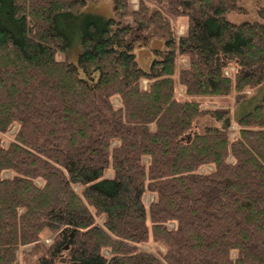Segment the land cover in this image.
<instances>
[{
    "label": "trees",
    "instance_id": "16d2710c",
    "mask_svg": "<svg viewBox=\"0 0 264 264\" xmlns=\"http://www.w3.org/2000/svg\"><path fill=\"white\" fill-rule=\"evenodd\" d=\"M85 1L0 0V264H264V0Z\"/></svg>",
    "mask_w": 264,
    "mask_h": 264
},
{
    "label": "rangeland",
    "instance_id": "374dc122",
    "mask_svg": "<svg viewBox=\"0 0 264 264\" xmlns=\"http://www.w3.org/2000/svg\"><path fill=\"white\" fill-rule=\"evenodd\" d=\"M130 3L133 7H135L137 0H130ZM111 4H112L111 0H86L83 8L85 10H88L85 13L87 15L92 14V15H100V16H104V17L112 15L114 17V19L120 23H124V22H130L131 23L129 18L119 16L117 13H115L112 10ZM241 4H242V6L245 7L246 12H244V13L231 12V13H229V17L231 19L236 20V21H240L242 19H253L254 17H256V0H245V1H242ZM185 20H186V16H184V15L179 16L174 20V23L177 27L178 33H181L184 31ZM78 22H74V23L77 25ZM72 28H74V27H72ZM143 35L144 34L138 32V34L136 36V40H134V43H133L134 44L133 45V52L135 54V58L137 60L138 65L141 68L146 69L148 67L149 61L151 59V48L161 47L162 46V40L157 38V37H154L151 33H147L145 36L148 39V43L146 45H143L142 41H141V37ZM78 49H79V47H78ZM75 51H76V49L69 51L67 53L68 57L72 56V54ZM74 56L72 58H70V60H74V58H75ZM180 60L182 62H184V58L181 57ZM144 81L145 80H143L142 82H144ZM200 98H201L204 106H211V107L223 106V107L231 108L230 118H231V122H232V125H231L232 128H236V125L234 123L235 115L239 116L252 107L251 105L247 104L248 102L246 100L237 105V103L233 102L232 96H227V97L202 96ZM210 124L222 125V122L217 121V120L210 118V117H203V118H200L197 120L195 128L202 129L205 125H210ZM15 126H16V124H13V125H11V127L8 130L0 133V136L2 138V144H6L7 140H9L11 138L12 133L15 129ZM207 168H208V166L202 168V170H205ZM5 174H7V173H5ZM151 197H152V195L150 193H145L144 194V201L148 202L151 199ZM98 221H100L99 218H98ZM42 236L44 237L45 241H48L49 238L45 237V236H47L46 234H42ZM139 246L142 248H145V249H149L151 251H154L156 248H159V249L161 248V246L157 245L156 243H154L152 241L140 243Z\"/></svg>",
    "mask_w": 264,
    "mask_h": 264
}]
</instances>
